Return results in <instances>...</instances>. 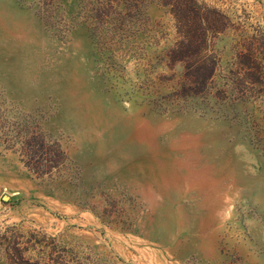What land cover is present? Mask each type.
I'll return each mask as SVG.
<instances>
[{
    "label": "rangeland",
    "instance_id": "obj_1",
    "mask_svg": "<svg viewBox=\"0 0 264 264\" xmlns=\"http://www.w3.org/2000/svg\"><path fill=\"white\" fill-rule=\"evenodd\" d=\"M0 264H264V0H0Z\"/></svg>",
    "mask_w": 264,
    "mask_h": 264
}]
</instances>
